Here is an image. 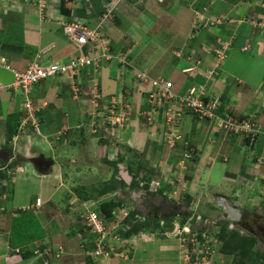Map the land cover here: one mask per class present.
Masks as SVG:
<instances>
[{"label":"crops","instance_id":"obj_1","mask_svg":"<svg viewBox=\"0 0 264 264\" xmlns=\"http://www.w3.org/2000/svg\"><path fill=\"white\" fill-rule=\"evenodd\" d=\"M47 1L49 5L42 13L38 5L28 4L24 0H0V63L5 60L13 68L25 71L28 65L42 52L47 53L45 56L47 63L67 62L78 53L76 47L65 35L63 28L58 24L59 20L65 18L61 12L62 1ZM173 2L174 0H124L119 4L116 19L108 27V33L115 51L123 54L128 53L130 68L126 67L127 71L125 72L126 68H121L115 63L107 64L101 70L99 80L101 90L107 96L116 94V90L122 91L124 85L131 92L133 86V99L136 95L137 102L136 104H133V101L132 104L130 102L131 119L123 133L121 145L126 144V137L132 134L129 152H132L136 147L138 153L141 152L137 163H141L146 169L141 171V176H149L152 181L156 180L151 184L160 183L158 188L167 197L158 195V206L161 205V201H164V204L183 205L184 213L171 212V214L163 216L164 213L158 206L153 209L150 206L152 203H147L149 198L147 199L142 189L143 186H136L138 183H134V173H132L134 171L131 172L128 161L118 165L117 173L115 168L108 163L107 169L112 170L113 178H117L124 186L121 190V196L126 200V203L137 209L146 208L148 212L151 209L157 217L150 216V212L145 215L141 210H138L141 215L148 216V219L154 217L160 222H166L165 220L168 219H193L196 228L200 227L201 229L203 227V232L206 235H212L209 241L214 246L215 253L212 255L210 263L234 264L235 259L238 260V258L223 252L225 244L221 241L222 239L220 241L216 239L220 231H218L219 233L214 232V226L219 228L218 222L223 217L218 216L214 220L217 221L216 225L212 223L207 225L208 222L205 220H210L209 218L200 221L202 213L194 210L195 205H200V201H194L187 196L190 195L192 198L193 193L196 195L197 191L193 190L192 195L190 191H186L183 195L184 199L177 198L178 191L175 181L178 179L174 175L175 173H171L170 167L174 168L173 163L177 164L175 157L178 160L182 155V152L178 150L179 146L182 147V151L185 147L178 143L179 145L176 146L175 150H171L165 145L159 130L154 134L161 139H155L152 137L153 134H149V130L145 129L150 127L144 126L139 113L148 105L147 96L142 95V93L146 90H149L150 93L153 89L148 84L135 86L136 80L133 71L135 67L146 69L154 78L163 77V74L167 75L168 79L174 82V91L177 94H185L192 86L200 85L204 86L208 97L221 98L227 89L231 88L228 108L233 111V114L253 118L251 120L260 124L264 130V26L259 27L264 25V0H224L223 2H216L217 4L214 3L216 5L212 4L214 0H175L174 4ZM93 3L94 7L97 6L96 0ZM82 5L84 3L81 0H75L71 17L86 18L89 21V26L95 27L100 11L95 10L92 14L85 12V15L80 16L77 12L81 10ZM100 6H102L101 3L98 4L99 9H101ZM196 12H199L204 20L200 22L202 26L197 25L196 31L197 33L202 29V33L194 38L192 28L196 21ZM216 16L225 20L223 22L220 20L222 23L219 24L209 23L210 18L216 20ZM226 16L231 17V19L226 18ZM244 18L246 22L242 23ZM247 19H252L254 23H247ZM211 31L212 33H209ZM231 35L236 36L237 51L249 54L245 58L243 57V60L239 55H235L234 58L239 60L237 64H233V72H223L216 80L207 81L203 75L195 73L197 70L191 73L185 71L188 68H194V64L201 65L202 70L205 71L210 69L212 59L217 57L214 52L217 41ZM247 46L249 50L247 52L242 51ZM206 48H211L210 52L205 51ZM169 55L171 57H168ZM246 67L247 70H245ZM122 71H124L122 78L124 80L121 82ZM90 79L91 74L88 71H85L80 78L84 87V101L88 95L87 87ZM12 81L13 74L0 67V82L10 84ZM117 81L121 82L119 85L121 90ZM128 82H130L129 85H127ZM113 85L114 90L108 92L106 87L111 89ZM233 88L238 92L237 94ZM32 98L39 111L40 133L35 132L31 125L20 131L18 139L11 142L18 155L27 159L39 155L52 159L53 156L60 159L66 157V161L70 160L74 167L78 160L69 156L76 157L77 154H73L67 149L71 144L78 145L79 141H84L83 148L86 147L89 150L85 154L86 156L82 157L86 160V164L93 165L95 160L100 163H104L105 159L109 160L110 149L108 147L106 151L102 143L108 139L92 134L90 126L86 123L88 113L91 110L90 103L75 100L66 80L58 77L42 81L34 86ZM0 107L2 111V117H0L1 149L7 140L6 115L17 110L23 111L21 96L5 90L0 100ZM135 112H137L136 118L133 117ZM224 112L228 111L225 110ZM191 123L189 131H185L183 121L181 123V131L196 153L195 159L191 161L193 163L192 170L189 167L190 171L184 175L185 178L183 177L187 183L193 184L197 180H199L200 185L209 183L210 178L205 179L202 170L206 168L210 172L212 163H209L208 158L212 155L219 160H222L219 156L227 158V162H231V164L228 168L229 175L225 177L230 181L241 182L244 184L243 186H245L244 181L248 179V176L253 178V174L259 172L258 158L255 157V153L250 154L242 147V138L227 135L215 124L200 121L193 115H191ZM59 132L64 133L67 142L63 140L62 143V139H56ZM138 138H143L141 144H137V142L140 143ZM121 145L119 151L125 152ZM33 146H37L40 152L36 154L32 152ZM256 149L257 152H263L262 140ZM147 150L148 153L145 156L142 152H147ZM112 151L113 154L114 149ZM158 151L162 155L152 157ZM80 157L78 158L81 159ZM224 158L223 161H225ZM63 167V163L58 162L48 173H40L31 162H19L15 170L10 171L12 179L8 189L3 191L6 194V200L1 201V205L6 210L0 211V264H8L9 262L11 264H26L29 260L30 264H47L48 259L51 260L54 256L51 254V257L37 261L34 255L28 259L24 257V254H28L30 251L27 247L26 251L21 256L19 255L20 257L10 249V247L14 248L12 246V227L9 225V217H7L8 212L10 215H14V211L29 210V208L37 211V216L42 218V228L45 229L43 232L44 234L46 232V237L43 239L44 244H47L48 247L55 245L64 247L63 253L59 257L56 256L55 252H52L59 258L58 264H193L190 258H194V255L187 257L186 252L181 249L178 239L168 238L161 234L156 236L160 238L140 239L134 245L128 242L129 237H122L119 241L108 238V244L115 248L116 253L122 254V256H113L108 263L86 256L82 248L84 241L81 240L80 236L82 235L83 238L87 239L86 248L90 250L91 237L86 229L84 230L85 227L83 228L78 218L81 208L77 207L69 211V203L74 204L75 201L74 195L71 198L68 197L71 193L70 189H72L68 186L74 184L69 183L64 177ZM125 175L128 176V179L125 178ZM250 181L254 183L251 179ZM248 184L251 187V184ZM205 186L206 184L199 190L201 194L199 193L198 198H204L205 190H208L205 189L207 188ZM236 187L237 185L228 193L234 199L237 198L236 193L239 192ZM9 189L13 190L11 196L8 195ZM250 191L254 193L256 189H250ZM217 197L218 201L222 198L219 195ZM37 198L43 200L39 208L34 207ZM238 198L241 199V197ZM225 199L232 206H239L238 202L234 204L229 199ZM243 201L241 199V202ZM241 202L240 204H242ZM206 203L204 205H207ZM64 212L67 213V218L62 216ZM204 222L205 224H201ZM228 223L230 229H236L241 224V222ZM119 236L121 237L120 233ZM35 245L38 246V242ZM5 256L8 257L5 258Z\"/></svg>","mask_w":264,"mask_h":264},{"label":"built area","instance_id":"obj_2","mask_svg":"<svg viewBox=\"0 0 264 264\" xmlns=\"http://www.w3.org/2000/svg\"><path fill=\"white\" fill-rule=\"evenodd\" d=\"M26 3L38 4V7L44 12L48 7L47 0H24ZM89 4V10H93V0H81ZM102 5V12L99 14L97 24L95 27L89 26V21L83 17H69L59 20L58 24L63 28L65 35L76 47L78 53L70 58L67 62H45L46 52L38 55L27 67L25 71L17 70L2 60L0 67L13 74V81L10 84L0 82V100L5 90L12 91L21 96V108L26 116L20 127V131L25 130L27 126H32L35 132L40 133V122L38 119V108L34 104L32 92L35 85L49 78H62L68 82L73 98L78 100L84 96V87L80 81L85 69L91 72V79L87 87L89 95V103L91 110L89 111L88 121L86 122L91 129V133L108 139L110 145L111 160L117 159L116 150L119 153V146L123 141V133L126 126L131 119V104L128 97V88L120 91L119 95H105L97 80V75L100 72L102 64L106 62L116 63L121 68H126L128 64V56L123 53H113L111 50V39L109 38L108 27L113 24L116 11L119 4L124 0H98ZM203 21V17L201 18ZM232 40L222 42L218 40L214 52L220 64L215 65L216 70L210 68L205 70L194 71L190 68L188 72H195L196 74L203 75L207 81H213L218 78V68L225 59L227 51L232 47ZM211 48H206L205 51L210 52ZM247 50V48H245ZM128 61V62H127ZM96 76V78H95ZM123 78V73L121 75ZM137 76V77H136ZM135 77L144 85L152 87V91L147 96L148 109L140 113L143 119L144 126H148L154 132L160 131L164 137V142L171 150H175L176 146L183 144L186 152L181 155L179 159V167L181 173L187 171L186 162L194 159L195 149H187L189 143L186 141L184 134L181 131V122L183 114L186 112H194L198 118L218 126L219 129H225L228 133L251 136V145L255 142V132H260L264 135L262 126L253 120H239L232 115H220L217 111L219 101L217 98L211 99L206 102L204 98L207 96L204 86L194 85L184 95H179L174 91V83L164 77L154 78L150 75L149 71L140 72ZM64 133L59 132L56 136L57 140H61ZM18 135L13 138L15 142ZM66 141V140H64ZM67 142V141H66ZM118 146V148H116ZM251 147V146H250ZM112 149L114 153L112 154ZM227 160V158H225ZM264 160V155L262 156ZM3 169L0 167V170ZM0 180V211H5L1 201L6 198V194L1 188ZM153 186V187H152ZM150 191L153 193L159 192V183H152ZM115 193L109 195L107 199L118 196ZM106 199V198H104ZM6 200V199H5ZM85 201L81 204L82 213L80 217L86 223L88 235L91 237V244L94 250L87 249V239L81 235V240L84 241L82 248L86 256L94 257L104 263L112 260L113 256H122L115 252V248L108 244V238L119 240L118 230L124 228L125 231L130 229L127 220L131 217L132 212L137 208L124 203L117 207L108 220L101 217L97 211L99 203ZM43 200L36 199L34 207H41ZM136 218L144 221L146 219L143 215H136ZM164 221L161 222V227H164ZM159 233H145L141 232L139 236H135L128 240L132 245L137 244L141 240H153ZM161 235L168 238H176L179 240L181 249L186 252V256L191 253L199 251L203 253V264H209L213 250L206 242L199 239L197 230H194L192 219L186 220L183 224L180 221H175L172 227L162 231ZM203 239L206 241L209 238L203 234ZM86 243V244H85ZM18 253L19 249L16 250ZM50 252L49 250H45ZM47 252V255L49 253ZM63 253V249L56 254L57 257Z\"/></svg>","mask_w":264,"mask_h":264},{"label":"trees","instance_id":"obj_3","mask_svg":"<svg viewBox=\"0 0 264 264\" xmlns=\"http://www.w3.org/2000/svg\"><path fill=\"white\" fill-rule=\"evenodd\" d=\"M62 1V5H61V12L62 15L66 18H69L72 15L73 12V5L75 3V0H61ZM95 1V0H93ZM250 1V0H249ZM84 5L81 6V10H79L77 12L78 15H85V12L88 14V12L90 14L94 13V11H100V13L102 12L103 8L102 6L101 9L98 8V4L100 3L98 0H96L97 6L95 5V7H93V10H89V4L87 2H84ZM175 2V0H174ZM173 2V4H174ZM83 7V8H82ZM199 12H196V14ZM116 19V16H115ZM114 19V21H115ZM199 18L196 16V21L195 24L193 25L192 31L196 32L197 31V25H201V23H198ZM109 30V29H108ZM228 39V40H225ZM221 40L223 43L224 42H228L232 40V47H230L228 49V51L230 52L232 49H235L237 47V43H236V36L235 35H231L229 37L223 38V39H219ZM218 42V41H217ZM245 48H247V50H245ZM242 49V51H248L249 48L248 46ZM111 50L113 53L117 52L115 51L113 45H111ZM227 51V54H228ZM227 56V55H226ZM226 59V57H225ZM224 59V60H225ZM223 60V62H224ZM221 63L220 67L218 69L221 68V66H223L224 63ZM107 64H110L109 62H106L105 64L101 65L100 68V72L101 70L104 68V66ZM198 64H194V66H197ZM85 71H88L87 69H85ZM84 71V72H85ZM89 74H91L90 71H88ZM99 74L97 75V80L100 84V80H99ZM151 75V74H150ZM202 76V75H201ZM96 78V76H95ZM137 81H139L138 79H135ZM169 80V79H168ZM171 81V80H170ZM140 82V81H139ZM173 82V81H172ZM174 83V82H173ZM142 84V83H141ZM190 89V88H189ZM188 89V90H189ZM187 90V92H188ZM186 92V93H187ZM149 90H146L145 92L142 93V95H146L148 96ZM179 95H184V94H179ZM226 95H222L221 98H217L219 101V106L217 107V109L215 111H217L220 115H232L235 118H238L239 120H251L253 118L251 117H245V116H238L237 114H233V111L230 110L228 108L229 106V99H226ZM211 99H214V97H208L206 96L204 98V100L206 102H209ZM1 108V107H0ZM148 109V108H147ZM225 110H227L228 112H224ZM2 111L0 109V117H2L1 114ZM188 115H193L195 116L197 119L198 115L192 111L190 112H186ZM26 114L25 112L21 111V110H17L14 111L10 114L6 115V132H7V140L6 143L4 145V147L10 151L13 152L14 148L11 145V142L14 138V136L19 135L20 132V127L22 125V122L25 118ZM200 120V119H199ZM203 121V120H200ZM182 123V122H181ZM218 127V126H217ZM222 131L227 134V135H235L238 136L239 138L243 139V148L246 149V151L248 153H255V157L259 158L261 156L264 155V135H262L260 132H255L254 136H255V142L253 145H251L250 143V139L251 136H249L248 134H244V135H239V134H233V133H227L226 130L222 129ZM262 140L263 143V152H257V146L260 143V141ZM103 145H107V142L104 140L102 141ZM192 145L190 144L187 149H191ZM251 146V147H250ZM120 156L118 157V159H114V160H108L105 159L104 162L107 164H109L110 166H113L116 170V173L118 172L119 168L118 165L123 164L124 163V153L123 151H119ZM225 160V158H224ZM228 160V159H227ZM227 160H225L227 162ZM138 159H136V164L134 163H130V169L131 172L132 170L134 172V183H139L140 180L142 181H147V184H144V190L149 191V184L152 182V178L149 176L146 177H142L141 176V171H145L146 169L144 168V166L140 163H137ZM134 164V165H133ZM0 170V180L3 181L1 182V186L3 188V190H7L8 185L12 179L11 176V169L13 168V166H9V167H5V166H1ZM258 173L253 174V178H249L250 176H248L244 183L248 184L250 183L252 186H258V183H260V185L262 186V188H264V162L262 167L258 168ZM138 179V181H137ZM250 179L252 181H254V183L252 184V182L250 181ZM253 186V187H254ZM90 187V186H89ZM88 186H75L72 187V192L70 193V195H68L69 198H71L73 195H75L78 200L80 202L83 201H88V202H97L98 200L102 199L101 203H99L98 206V210L101 212V215L104 219L108 220L110 218V216L112 215L113 211L121 206L122 204H124L126 202V200L121 196H115L112 198L107 199V197L109 195L118 193H121V190H123V185L121 182L118 181L117 178H113L111 181L107 182V184H105L103 187L99 188L97 186H91V188H89ZM256 193V191H255ZM122 194V193H121ZM220 197H225L223 194H217ZM106 198V199H104ZM250 201V200H249ZM262 205L264 207V201H262ZM249 210H252L251 208L248 207ZM30 210H20L19 212L15 213L13 216V221H14V225H20L21 226V234H17L13 232L12 230V246L14 249H21L20 250V254H23L26 251V247L28 244L35 242L36 240L39 241L40 243V249L43 251L45 247H47V244H44L43 239L45 238V234L43 232L42 229V218L41 217H33L30 216V218L27 216ZM28 213V214H27ZM254 212L252 210L251 215H253ZM136 215H141L140 212L136 209L134 212H132L131 217L127 220L128 224L130 225V229L127 230V232H125L124 228H121L118 230V232L120 233L121 237L119 236V240L123 238H133L135 236H139L141 232H145V233H157L160 232L162 233V231L164 232L165 229L172 227V224L175 221H180L182 224L186 221L187 218H183L182 219H168L165 220V228H161L160 226V220H157L156 218L152 217V218H146L144 221L139 220L136 218ZM80 216V215H79ZM79 220L81 221V224L83 226V228L85 227L87 229L86 223L82 222V218L78 217ZM241 224L244 225L243 228H245L249 233L247 235H242L241 234V230H238V228L236 229H230L229 228V223L225 222L224 220H220L218 222V226H219V231H220V236H221V241L225 244L224 248H223V252L229 254V255H233L235 258V262L234 264H264V251H261L260 249H257L256 244L258 242L259 239H261L262 241H264V233H259L254 227H251V223L248 221L242 222ZM240 224V226H242ZM19 226V227H20ZM81 226V227H82ZM84 228V229H85ZM257 231V232H256ZM43 232V233H40ZM219 233V232H218ZM259 233V234H258ZM253 234V235H252ZM117 240V239H115ZM117 240V241H119ZM91 250H94V246L91 244ZM25 258L28 259V257H31L34 255V252L29 251L28 254H24ZM29 255V256H28ZM19 256V255H18ZM20 257V256H19Z\"/></svg>","mask_w":264,"mask_h":264},{"label":"rangeland","instance_id":"obj_4","mask_svg":"<svg viewBox=\"0 0 264 264\" xmlns=\"http://www.w3.org/2000/svg\"><path fill=\"white\" fill-rule=\"evenodd\" d=\"M195 1V0H194ZM224 0H214V2L212 3V4H214V3H219V2H223ZM57 2H59L58 0H57ZM216 3V4H217ZM216 4H214V5H216ZM251 5H252V3H250ZM38 5V4H37ZM213 6V5H212ZM232 15H233V12L231 13ZM224 17H225V15H223ZM219 16H216V20L215 19H213V18H210V22L209 23H212V24H219V23H222L224 20L221 18V19H219L218 18ZM233 17V16H232ZM226 18H229V19H231V17H227L226 16ZM222 22H221V21ZM253 20L252 19H247V23H249V24H252L251 22H252ZM244 22H246L245 21V18L243 19V22L242 23H244ZM200 23V22H199ZM256 25L258 26V23H256ZM262 26H264V25H261V26H259V27H262ZM259 27H257V28H259ZM161 28H163V27H161ZM167 33L169 34V31L167 30ZM202 33V29L199 31V32H193V37L194 38H197L198 36H199V34H201ZM209 33H212V31L211 32H209ZM148 39H149V37H148ZM169 54V53H168ZM235 55L236 56H240V58H241V60H243L246 56H248L249 54H243V53H241L240 51H237V49L235 48V49H232L230 52H229V54H227V56H226V59L224 60V65L223 66H221V68L218 70V72L220 73V74H222L223 72H226V71H231V72H233V64H237L238 63V58H234L235 57ZM126 56H128V53L126 54ZM168 57H171L170 55L168 56ZM244 57V58H243ZM128 62V61H127ZM128 69L130 68V63L128 62ZM217 64H220V61H219V59L217 58V57H214L213 59H212V63H211V68L212 69H214V70H216L217 69V67L219 66H217V67H215V65H217ZM196 69H198V70H202V67H201V65H197L196 66V68L194 69V71L196 70ZM225 71H224V70ZM245 70H247V67H246V69ZM127 71V68L125 69V72ZM193 71V72H194ZM117 72V71H116ZM124 71H122L121 73H123ZM129 72V71H128ZM140 72H147V70L146 69H139V68H137V67H135V69H134V71H133V73H134V77L137 75V74H139ZM159 73H161V72H159ZM220 74H218L219 76H220ZM153 76V75H152ZM163 77H165V78H167L168 79V76L167 75H165V74H163L162 75ZM137 77V76H136ZM135 77V79H137ZM217 78H215L214 80H216ZM121 80V82L124 80V79H120ZM213 80V81H214ZM112 81L114 82V79H112ZM121 82H118L117 81V85H118V87H119V89L121 90V86H119L120 85V83ZM129 83L130 82H128L127 83V85H129ZM137 85H139V86H141V82H139V81H137L136 80V83H135V86H137ZM126 88H128L127 86H123L122 87V90L124 91ZM106 89H107V91L108 92H111V91H113L114 90V85L112 86V88L111 89H108V87H106ZM132 90H131V92L129 91L128 92V97H129V101L131 102V104H132V101H133V104H136V102H137V97H136V95H135V98L133 99V86H132V88H131ZM226 89V88H225ZM233 90H234V92L237 94L238 92L233 88ZM225 91V90H224ZM224 91H223V93H224ZM231 88H229V89H227V91L224 93L227 97H226V99L228 98L229 100H230V95H231ZM117 95H119V91L118 90H116V92H115ZM223 94V95H224ZM82 100L81 99H79V102H82V103H88L89 104V95H87L86 96V99H85V101H84V96H82ZM73 100V99H72ZM73 103V102H72ZM136 115H137V112H135V114H134V118H136ZM182 121H183V124H184V130L185 131H189L190 130V127H191V115H188L187 113H184L183 114V118H182ZM145 129H148L149 130V134H153V138H155V139H161V137H159V136H156L155 134H154V130L152 129V128H145ZM129 135V134H128ZM132 135V134H131ZM128 136V137H126V144H123V145H121V148H124V150H125V152H123L125 155H124V161H128L129 163H134V162H136V159H139L140 158V155H141V152H139L138 153V149H137V147L136 148H134L133 149V151L132 152H129V147H130V144H131V140H130V138L132 137V136ZM69 137V136H68ZM61 138H62V143H63V140H66L67 141V137L66 136H64V135H62L61 136ZM138 140L140 141V143L139 142H137V144H141L142 143V141H143V138H138ZM162 140H164V137H162ZM84 143V141H82V142H80L79 141V143H78V145H70V147H69V149H67L69 152H72L73 154H77V156L76 157H74V156H69L70 158H76L77 160H78V163H77V165H74V167H73V164H71V161L70 160H68V161H66V157H64V158H55V156H53V159H54V161H55V165H56V163H58V162H60V163H63V168H64V177H66V179L68 180V182L69 183H71V184H74L73 186H68L69 188L71 187H75V186H90L89 188H91V186H97V187H99V188H101V187H103L105 184H107V182H105V181H111L112 179H113V172H112V170H110V169H107V164L104 162V163H100V162H98L97 160H95V161H93V165L92 164H86L85 163V159L84 158H82V157H85L86 155V153L89 151L86 147H84L83 148V144ZM80 144V145H79ZM108 144V143H107ZM148 144V143H147ZM142 146V145H141ZM61 147H63V146H61ZM40 149L37 147V146H33L32 147V152H34L35 154L36 153H39L40 151H39ZM75 150V151H74ZM178 150L179 151H181L182 152V154H184L185 152H186V149H184V151H182V147L181 146H179V148H178ZM180 152V153H181ZM116 153H117V157H119L120 156V153H118V151L116 150ZM137 153H138V155H137ZM142 153H144V155L146 156V154L148 153V150H147V152H142ZM156 154V155H155ZM211 154H212V152H211ZM160 155H162L161 154V152L160 151H158L157 153L155 152L153 155H152V157H155V156H157V157H159ZM79 156H81L80 158L81 159H79L78 157ZM109 156H110V153H109ZM195 156H196V153L194 154V159H195ZM175 157V156H174ZM181 158V157H180ZM219 158H221L222 160H219V159H215V157H214V155H212L211 157H209L208 158V161H209V163H212V165L210 166V167H212V169L210 170V172H209V169H206V168H204L203 170H202V173H203V177L206 179L207 177H209L210 178V180H209V183H205L206 184V186L205 187H207V188H205V189H208L207 191L205 190V196H204V198H202V197H199L198 198V196L201 194L200 193V191L199 190H201L202 189V187L205 185H203V184H199V180H197L195 183H193V184H191V182H190V184H189V182L187 183L186 182V180H184V175H186V173H188L189 171H190V169H189V167L191 168V170H192V168H193V163L191 162V161H187L186 162V169H187V172H184V174L183 173H181V169H180V167H179V164H178V162H179V159L177 160V157H175V161L177 162V164L175 165V163H173V166H174V168H171L170 167V169H171V173L173 174V173H175L174 175L175 176H177L176 178L178 179L177 181H179V182H177V181H175V185H176V189H177V191H178V194H177V198L178 199H180V200H182V198H183V195L186 193V191H190V193H191V195H192V191L194 190V191H197L198 193L195 195V193H193V197L191 198V196L190 195H187L190 199H192V200H194V201H200V205H195V211L196 212H199V213H202V216H201V219L204 221L206 218H209L210 220H205V222H208V224L207 225H209L210 223H212L213 224V221L218 217V216H221V217H223L224 215H223V211L224 210H222L221 208L222 207H220L217 203H218V195H216L217 193L218 194H224L225 196H227V199H229L230 200V202H232V203H234L235 204V202H238L239 203V206L238 207H240L241 209H243V207L244 208H251L252 210H253V212H254V214L253 215H251V216H249V218L246 220V221H248V222H250L251 223V227H254L259 233H264V207H263V203H262V201H264V190L262 189V187H253L252 185H251V187L249 186V184L247 185V184H245V186H243L244 184H242L241 182H235V181H233V180H229V179H227L226 177L229 175L228 174V168H229V166H230V164H231V162H226V161H223V156H219ZM193 159V160H194ZM207 161V160H206ZM254 161V160H253ZM204 163H205V161L203 162V165H204ZM11 166H13V168L11 169V172L12 171H14L15 170V168H16V166H17V164L15 163V164H11ZM55 167V166H54ZM53 167V168H54ZM206 171V172H205ZM192 173V172H191ZM256 175V174H255ZM196 176V175H195ZM226 176V177H225ZM184 177V178H183ZM188 179H189V177H188ZM108 181V182H109ZM153 181H156V180H153ZM152 181V182H153ZM208 182V181H207ZM196 183H197V185H196ZM143 184H147V181H142V180H140L139 181V183H138V185H136V186H143ZM194 184H195V186H194ZM253 184V183H252ZM189 185V186H188ZM203 185V186H202ZM237 185V187H236V189L238 188L239 189V192H237L236 194V196H237V198L236 199H234V198H232V197H230L229 195H228V193H229V191L230 190H233L234 189V187ZM159 186H160V183H159ZM153 187V186H152ZM151 187V188H152ZM1 188H2V186H1ZM149 188H150V184H149ZM28 189H29V187H28ZM246 189V190H245ZM250 189H252V190H254V189H256V193L254 192V193H252V191H250ZM71 190V192H72V189H70ZM203 191V190H202ZM12 192H13V190L12 189H9L8 190V195H12ZM31 192V191H30ZM214 192V193H213ZM7 193V192H6ZM200 193V194H199ZM204 194V193H203ZM158 195H163V196H165V194H163L160 190H159V192H158ZM195 196V197H194ZM202 196V195H201ZM238 197H241V199H243L244 201L243 202H241V199H239ZM165 198H167L166 196H165ZM202 198V199H201ZM184 199V198H183ZM187 199V198H186ZM250 200V201H249ZM207 202V203H206ZM240 202L242 203V204H240ZM207 204V205H204V204ZM220 203V202H219ZM79 206V205H78ZM78 206H75V207H73V209H76ZM68 207H70V209H69V211H71L72 209H71V205H70V203H69V206ZM24 210H26V209H24ZM20 210H17V211H14V213H17V212H19ZM9 213V214H8ZM8 213H6V214H8L7 215V217H9V225L12 227V230H13V232H14V234L15 233H17V234H21L22 233V231H21V226L19 227L18 225H14L15 223H14V221H13V216H16V215H10V212H8ZM28 213H30V214H28ZM27 214V216L30 218V216H33V217H36L38 214V212L37 211H33V210H31L30 209V211L28 212ZM5 214V215H6ZM62 216H64L65 218H67V213H63L62 214ZM38 218H39V216H37ZM198 221V220H197ZM205 222L204 223H201V224H205ZM195 223H196V221H195ZM242 226H240V227H236V228H238V230H241V234L242 235H247L249 232L245 229V228H243L244 227V225L243 224H241ZM216 229H219V228H217L216 226H214ZM203 227H201V229H202ZM43 229V228H42ZM200 229V227H199V230H201ZM234 229V228H233ZM43 230H45V229H43ZM85 230V229H84ZM203 230V229H202ZM204 231V230H203ZM210 231V230H209ZM256 231V232H257ZM40 233H43V232H40ZM159 233V232H158ZM258 233V234H259ZM12 234V233H11ZM45 234H46V232H45ZM158 235H160V233L158 234ZM253 235V234H252ZM13 237V236H12ZM45 237H46V235H45ZM156 238H160V237H156ZM216 239L218 240V241H220V239H221V236L220 235H218L217 237H216ZM36 242H38V246H36L35 245V243ZM40 243H39V241L38 240H36L35 242H33V243H30V244H28L27 246H25V247H27L28 249H30V251H32V252H34L35 251V249H36V251H35V253H34V255H35V260H37V261H39V260H43V259H45L46 257H51V256H47V252L48 251H42V250H40ZM57 247V249H56V247ZM55 246H47L48 248H47V250H49L50 252H48L49 254H52V255H54L53 257H54V262H53V257H52V259L51 260H49L48 259V261H47V264H58V259L59 258H57L56 256H55V254L54 253H52V252H55L56 254L59 252V250L61 251L64 247L63 246H57V245H55ZM256 247H257V249H260L261 251H264V241H262L261 239H259L258 240V242H257V244H256ZM51 248V249H50ZM10 249L12 250V252H14L13 251V249L10 247ZM11 252V253H12ZM15 253V252H14ZM8 256H5V258H7ZM51 263H50V262ZM29 262H30V260H29ZM29 262H27L26 264H30ZM8 264H11L10 262L8 263Z\"/></svg>","mask_w":264,"mask_h":264},{"label":"water","instance_id":"obj_5","mask_svg":"<svg viewBox=\"0 0 264 264\" xmlns=\"http://www.w3.org/2000/svg\"><path fill=\"white\" fill-rule=\"evenodd\" d=\"M13 159H16V162L18 163L31 162L40 173H48L55 166L54 159L46 158L44 155L27 159L21 155L16 156L14 152L8 151L5 147L0 149V166L7 165ZM125 178L128 179V176L125 175ZM220 204L225 208L226 214L228 215L227 220L229 222L244 220L249 217L250 213H252V211L248 209L241 210L238 207L232 206L224 197L221 198Z\"/></svg>","mask_w":264,"mask_h":264},{"label":"clouds","instance_id":"obj_6","mask_svg":"<svg viewBox=\"0 0 264 264\" xmlns=\"http://www.w3.org/2000/svg\"><path fill=\"white\" fill-rule=\"evenodd\" d=\"M196 16L199 18V21L201 22L202 20H201V18H202V15L200 14V13H197L196 14ZM204 20V19H203ZM251 23H254L253 21L251 22ZM213 52V51H212ZM43 53V52H42ZM116 64V63H115ZM188 69H190V68H188ZM187 69V70H188ZM187 70H185L186 72H188ZM189 73H191V72H189ZM219 77V76H218ZM100 89H101V87H100ZM102 91V90H101ZM147 108H148V106H147ZM146 108V109H147ZM146 109H144V110H146ZM143 111V110H142ZM107 143H108V141L107 140H105ZM166 145V144H165ZM259 145V144H258ZM104 147L106 148V150L108 149V147H109V149H110V145H109V143L107 144V145H104ZM15 154H18V153H16L15 151H13ZM108 158H109V154H108ZM118 159V158H117ZM109 160H111L110 158H109ZM258 161H259V166H258V168H260V167H262V165H263V162H264V160H262V156L261 157H259L258 158ZM18 162H16V164H17ZM1 167V166H0ZM52 170V169H51ZM257 187H262L261 185H260V183H258V186ZM150 188H151V183H150ZM150 188H149V191H147V192H150V193H153V192H151L150 191ZM263 190H264V188H262ZM4 191V190H3ZM120 195H121V193H120ZM74 197V201H75V203L73 204V203H71L70 205H71V209L73 210V207H75V204H78L79 206L78 207H80L81 208V210H80V213H79V215H81V213H82V207H81V204L83 203V202H85V201H83V202H80L79 200H78V198L74 195L73 196ZM101 200V199H100ZM99 201V200H98ZM35 203H36V201H35ZM126 203V202H125ZM35 205V204H34ZM73 206V207H72ZM36 208V207H35ZM33 210V211H35L34 209H32V208H29V210ZM240 209V208H239ZM245 209H248V208H245ZM245 209H242V210H245ZM249 210V209H248ZM97 211H99L98 209H97ZM250 211H252V210H250ZM99 213H100V211H99ZM251 214V213H250ZM100 215H101V213H100ZM101 217H102V215H101ZM227 218H228V215L226 216V219L223 217L222 218V220H224V221H228L227 220ZM200 221H203V220H201L200 219ZM82 222H84L83 221V219H82ZM229 222V221H228ZM85 223V222H84ZM165 223V222H164ZM192 223H193V226H194V221H193V219H192ZM216 225L217 224V221H213V225ZM160 226H161V222H160ZM161 228H165V226L164 227H161ZM86 229V228H85ZM194 230H197V232H198V234H199V239L202 241V242H206V243H208V245H210L211 246V248H212V250H213V254L215 253V251H214V246L212 245V243L208 240V241H206L205 239H203V234H205L204 232H203V230H199V228H196L195 226H194ZM86 231H87V233H88V229H86ZM219 231V229H216L215 228V233H217ZM158 233V232H157ZM160 233V232H159ZM161 234V233H160ZM208 238H210V237H212V235L211 234H209V235H206ZM18 249V248H17ZM17 249H13V251L17 254V255H20L21 256V254H20V252L18 253L16 250ZM19 250H21V249H19ZM41 250V249H40ZM45 250H47V248H44V250L43 251H45ZM35 251H36V249H35ZM35 251H34V253H35ZM212 254V255H213ZM190 255H194V258H190V260H191V262L193 263V264H203V260H202V257H203V253H199V251H196L195 253H191ZM47 256H51V254H49V255H47ZM34 257H35V255H34ZM212 257V256H211ZM209 264H211V263H209Z\"/></svg>","mask_w":264,"mask_h":264},{"label":"flooded vegetation","instance_id":"obj_7","mask_svg":"<svg viewBox=\"0 0 264 264\" xmlns=\"http://www.w3.org/2000/svg\"><path fill=\"white\" fill-rule=\"evenodd\" d=\"M104 146V145H103ZM107 151V150H106ZM16 156H18V154H16ZM16 163V159H13L12 161H10V163H8L7 165H3V166H5V167H9V166H11V164H15ZM142 189H143V191L145 192V194H146V197H147V199L149 198V200L147 201V203H152L150 206H152L153 207V209H154V207H157L159 204H158V202H159V200H158V193H150V192H147L146 190H144V184H143V187H142ZM158 200V201H157ZM164 201H161V205L160 206H158L161 210H162V212L164 213L163 214V216H167L168 214H171V212H174V213H184V210H182L184 207H183V205H179V204H176V205H173V204H164L163 203ZM220 201H218V205L220 206V207H222L221 209L222 210H224L223 211V217L226 219V216H227V214H226V211H225V208L223 207V206H221V204L219 203ZM171 209V210H170ZM243 209H245L244 207H243ZM137 210H141V212L143 213V214H147L148 215V213L150 212V216H155V217H157V215H154L153 214V212L151 211V209L149 210V212L146 210V208L145 209H137ZM249 216H251V214L249 215ZM148 217V216H147ZM146 217V218H147ZM249 218V217H248ZM248 218H246V219H244V220H241V221H237V222H245ZM237 222H233V223H237Z\"/></svg>","mask_w":264,"mask_h":264}]
</instances>
